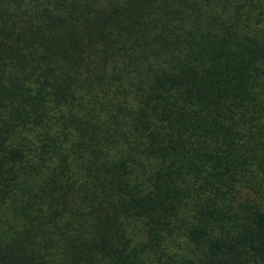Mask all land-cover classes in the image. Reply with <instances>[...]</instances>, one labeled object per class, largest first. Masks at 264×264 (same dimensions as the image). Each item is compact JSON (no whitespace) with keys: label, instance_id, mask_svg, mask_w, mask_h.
<instances>
[{"label":"trees","instance_id":"16d2710c","mask_svg":"<svg viewBox=\"0 0 264 264\" xmlns=\"http://www.w3.org/2000/svg\"><path fill=\"white\" fill-rule=\"evenodd\" d=\"M0 264H264V0H0Z\"/></svg>","mask_w":264,"mask_h":264}]
</instances>
